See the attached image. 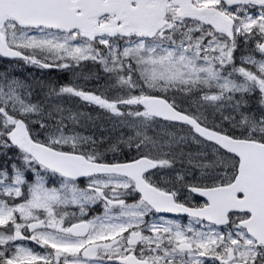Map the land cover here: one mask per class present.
Segmentation results:
<instances>
[{"label": "snow or ice", "instance_id": "1", "mask_svg": "<svg viewBox=\"0 0 264 264\" xmlns=\"http://www.w3.org/2000/svg\"><path fill=\"white\" fill-rule=\"evenodd\" d=\"M0 61V264H264V0H0Z\"/></svg>", "mask_w": 264, "mask_h": 264}, {"label": "rangeland", "instance_id": "2", "mask_svg": "<svg viewBox=\"0 0 264 264\" xmlns=\"http://www.w3.org/2000/svg\"><path fill=\"white\" fill-rule=\"evenodd\" d=\"M3 63V61H0V64H2ZM28 72H34L36 75H39V74H37L38 73V70H35V69H28L27 70ZM85 71L87 72V69H85ZM19 74V73H18Z\"/></svg>", "mask_w": 264, "mask_h": 264}]
</instances>
